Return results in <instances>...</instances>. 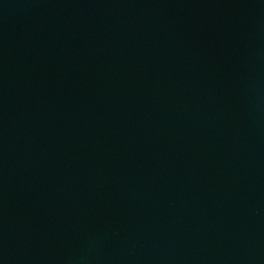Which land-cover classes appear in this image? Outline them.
Returning <instances> with one entry per match:
<instances>
[{"label": "water", "instance_id": "obj_1", "mask_svg": "<svg viewBox=\"0 0 264 264\" xmlns=\"http://www.w3.org/2000/svg\"><path fill=\"white\" fill-rule=\"evenodd\" d=\"M0 264H264V0H0Z\"/></svg>", "mask_w": 264, "mask_h": 264}]
</instances>
